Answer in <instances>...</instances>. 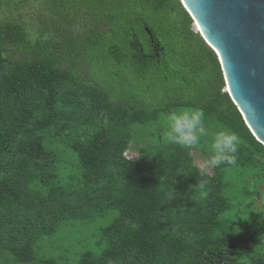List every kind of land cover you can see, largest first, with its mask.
Masks as SVG:
<instances>
[{
    "label": "trees",
    "instance_id": "trees-1",
    "mask_svg": "<svg viewBox=\"0 0 264 264\" xmlns=\"http://www.w3.org/2000/svg\"><path fill=\"white\" fill-rule=\"evenodd\" d=\"M39 3L34 40L20 16L0 19V251L28 261L34 243L59 225L115 209L119 217L102 229L99 252H82L77 264H246L243 258L264 264V254L253 250L262 231L218 238L206 227L208 215L199 216L196 231L163 229L155 187L160 165L124 158V137L103 131L75 144L82 186H66L37 136L65 118L59 98L68 84L93 113L117 111L126 125L129 113L145 123L175 107L200 108L264 155L180 0ZM183 162L181 153L172 157L170 182L182 175ZM189 175L207 191L219 187L198 171Z\"/></svg>",
    "mask_w": 264,
    "mask_h": 264
},
{
    "label": "rangeland",
    "instance_id": "rangeland-1",
    "mask_svg": "<svg viewBox=\"0 0 264 264\" xmlns=\"http://www.w3.org/2000/svg\"><path fill=\"white\" fill-rule=\"evenodd\" d=\"M39 1L9 0L7 5L0 7V19L8 15L20 16L25 32L34 40L39 36ZM40 37L44 39L46 36ZM61 101L60 108L65 118H60L37 134L60 182L66 186H78L82 182L75 144L85 142L96 132L104 131L105 137L110 139L123 140L124 137V158L140 165H160L155 187L159 205H164L159 216L163 229L177 230L182 227L185 231H196L199 230V216L208 215L210 220L205 226L218 238L250 233L252 229L262 231L254 239L253 250L264 254V155L256 154L241 141L234 165L221 164L209 168L204 174L209 185L219 182L214 191L205 189L206 197H201L199 184H194L189 175L195 171L200 173L202 161L210 155L212 135L223 126L213 115H204L208 136L202 138L199 147L186 149L164 141L160 118L166 113L145 123L135 120L129 113L126 125L117 111L93 113L79 91L68 84L63 87ZM177 152L184 157L183 173L170 182L167 169ZM241 209L247 219H244ZM117 217V210L108 209L98 216H88V222L59 225L54 234L41 237L34 243V254L30 260L20 261L9 252L0 251V264H77L82 252H99L96 242L101 238L102 229ZM252 258H255L254 255ZM242 261L251 264L244 258Z\"/></svg>",
    "mask_w": 264,
    "mask_h": 264
},
{
    "label": "water",
    "instance_id": "water-1",
    "mask_svg": "<svg viewBox=\"0 0 264 264\" xmlns=\"http://www.w3.org/2000/svg\"><path fill=\"white\" fill-rule=\"evenodd\" d=\"M217 57L225 91L264 147V0H180Z\"/></svg>",
    "mask_w": 264,
    "mask_h": 264
},
{
    "label": "clouds",
    "instance_id": "clouds-1",
    "mask_svg": "<svg viewBox=\"0 0 264 264\" xmlns=\"http://www.w3.org/2000/svg\"><path fill=\"white\" fill-rule=\"evenodd\" d=\"M160 123L163 127L164 141L186 149L199 147L202 138L209 134L205 127L204 112L197 107L171 109L162 115ZM240 145V137L234 131L220 126L212 135L209 157L201 163V175L203 176L209 168L221 164L234 165ZM198 188L201 197H206L205 183L201 182ZM240 211L243 212L244 219H247L245 211L243 209Z\"/></svg>",
    "mask_w": 264,
    "mask_h": 264
}]
</instances>
